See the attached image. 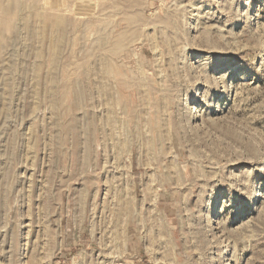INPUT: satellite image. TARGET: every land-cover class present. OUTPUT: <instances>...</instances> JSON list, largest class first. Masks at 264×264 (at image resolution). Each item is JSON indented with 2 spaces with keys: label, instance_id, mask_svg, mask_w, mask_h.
Masks as SVG:
<instances>
[{
  "label": "rangeland",
  "instance_id": "rangeland-1",
  "mask_svg": "<svg viewBox=\"0 0 264 264\" xmlns=\"http://www.w3.org/2000/svg\"><path fill=\"white\" fill-rule=\"evenodd\" d=\"M0 264H264V0H0Z\"/></svg>",
  "mask_w": 264,
  "mask_h": 264
}]
</instances>
